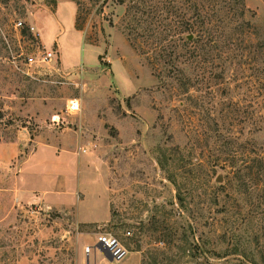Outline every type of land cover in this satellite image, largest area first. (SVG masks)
<instances>
[{"label": "rangeland", "instance_id": "1", "mask_svg": "<svg viewBox=\"0 0 264 264\" xmlns=\"http://www.w3.org/2000/svg\"><path fill=\"white\" fill-rule=\"evenodd\" d=\"M182 30L191 67L182 42L148 44ZM42 48L57 57L26 64ZM23 128L58 146L63 190L86 160L98 221L17 203L0 170V264H264V0H0V140Z\"/></svg>", "mask_w": 264, "mask_h": 264}, {"label": "crops", "instance_id": "2", "mask_svg": "<svg viewBox=\"0 0 264 264\" xmlns=\"http://www.w3.org/2000/svg\"><path fill=\"white\" fill-rule=\"evenodd\" d=\"M64 139L66 138L63 136L59 140ZM30 146L33 149L27 153V149ZM53 147L57 148L58 146L53 145L46 136L42 135V132L32 138L27 128L20 130L17 136L11 140H0V170L3 172L7 171V169L11 170L9 179H2V182L7 181L15 184L13 198L19 204H41L46 208H66L67 206L72 207L75 205L80 208L78 213L81 223L97 222L98 216H96V212L82 210L86 198L88 202L89 197V191L85 188V184L84 191H82V183L88 184L89 182L84 179L86 174L84 164L86 160L80 157L81 154L78 155L80 179L77 182V189L72 191L68 187L67 190H63L66 180L64 174H62L63 169H60L59 166H56L57 168L53 167L51 169L53 174L50 175L48 167L43 163L44 159L49 158L50 153L56 156L60 154V151H55ZM101 200L99 196L96 197L97 202H102ZM82 212L85 213L84 216Z\"/></svg>", "mask_w": 264, "mask_h": 264}, {"label": "built area", "instance_id": "3", "mask_svg": "<svg viewBox=\"0 0 264 264\" xmlns=\"http://www.w3.org/2000/svg\"><path fill=\"white\" fill-rule=\"evenodd\" d=\"M21 27L25 28L27 33L32 36L37 38L38 37V32L36 30V26L33 24H25L24 21L20 20L16 24V28ZM57 51L55 50H48L46 48L40 49L37 57H34L30 55L28 57V62L26 64L32 65L33 63H49L51 62L54 58L57 57ZM19 67V65H16ZM81 100L79 98H73L70 99L67 103V110L72 111V112H80L81 111ZM128 234H131V231L127 232ZM98 244L102 245V247L113 257L115 261H120L123 258H125L129 250L121 243V241L109 233H102L98 236ZM91 246L87 247V250L90 252L91 251Z\"/></svg>", "mask_w": 264, "mask_h": 264}, {"label": "trees", "instance_id": "4", "mask_svg": "<svg viewBox=\"0 0 264 264\" xmlns=\"http://www.w3.org/2000/svg\"><path fill=\"white\" fill-rule=\"evenodd\" d=\"M208 20H210L212 22V20L208 17ZM208 22V21H207ZM210 22V23H211ZM179 26H181V24L179 23ZM192 24L189 22V31H191V29L193 27H191ZM184 34V30H182V32H180V34H178V36H172L171 38L167 35L166 37H153L149 39V46H151V51L153 52H157L156 54H160L163 55V52L166 51L167 47L169 44L173 45V48L175 47V49L178 48V46H180L182 42L181 46H189V60H187L188 58H186V60H183V62L185 64H189V67H191V65L194 63V55H195V51L197 50L198 46L191 43H193V39H189L188 37L183 36ZM202 41V40H200ZM193 47V50H192ZM172 52H170V55L174 52L173 50H170ZM207 66H205V70L203 72H208V70L206 69ZM200 67L198 65H195L194 69H197ZM211 74V73H210ZM204 78L203 79H208V76H206V74L203 75ZM210 83V82H209Z\"/></svg>", "mask_w": 264, "mask_h": 264}, {"label": "water", "instance_id": "5", "mask_svg": "<svg viewBox=\"0 0 264 264\" xmlns=\"http://www.w3.org/2000/svg\"><path fill=\"white\" fill-rule=\"evenodd\" d=\"M222 177L218 176L217 177V181H222ZM98 247L105 253V255L107 256V258L111 261H114L113 257L102 247V245L98 244Z\"/></svg>", "mask_w": 264, "mask_h": 264}]
</instances>
